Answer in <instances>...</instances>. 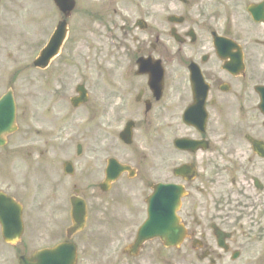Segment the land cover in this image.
Returning <instances> with one entry per match:
<instances>
[{
    "label": "flooded vegetation",
    "instance_id": "1",
    "mask_svg": "<svg viewBox=\"0 0 264 264\" xmlns=\"http://www.w3.org/2000/svg\"><path fill=\"white\" fill-rule=\"evenodd\" d=\"M82 1L94 8L90 51L107 72L106 116L121 122L97 128L96 157L74 162L73 177L63 173L65 162L42 164L52 219L43 248L66 240L67 227L61 237L55 221L70 219L72 196L85 200L90 220L103 221L99 229L136 228L152 186L162 182L155 179L159 162L171 155L165 183L186 192L179 215L187 237L173 250L175 264H264V0ZM188 141L200 150L177 146ZM110 159L133 169L134 179L123 175L129 183L121 193L114 194L116 184L101 192L96 182ZM76 176L73 195L58 198L66 178ZM81 179L84 191L77 189ZM89 226L88 219L72 241Z\"/></svg>",
    "mask_w": 264,
    "mask_h": 264
},
{
    "label": "rangeland",
    "instance_id": "2",
    "mask_svg": "<svg viewBox=\"0 0 264 264\" xmlns=\"http://www.w3.org/2000/svg\"><path fill=\"white\" fill-rule=\"evenodd\" d=\"M92 10V3L77 0L74 16L69 20L66 44L50 67L40 72L35 70L33 61L52 35L61 15L51 0H1L0 96L10 88L13 90L18 103L19 131L8 138L4 149H0V191L13 195L23 204L26 229L21 243L15 247L4 244L0 231V264H18L22 254L39 248L44 228L52 221L44 209L48 182L42 164L57 162L60 168L66 161L89 162L96 157L92 152L96 128L120 125V118L108 119L104 115L101 118L98 113L99 101L104 99L102 80L108 77L105 67H101V56L90 51ZM80 84L86 86L90 99L85 106L74 109L70 100ZM78 144L83 146L80 157L76 155ZM101 148L105 147L98 148V158L103 160L106 152ZM202 157L213 158L208 153H203ZM165 158L166 162H159L156 180H171V155ZM97 178L99 182L100 176ZM77 179V176L66 178V191L64 195L58 192L57 197L67 202ZM139 180L131 184L138 186ZM80 181L77 188L84 191L86 180ZM127 183L125 178L119 181L114 194L121 193ZM98 191L94 189L95 194L90 196L96 198ZM102 223L91 218L87 232L78 239L80 264H175L178 253L161 249L158 242L147 245L140 257L129 258L123 254V249L135 229L115 224L108 230L99 229ZM69 224L67 218L55 221V229L61 231V237ZM108 238L113 242H105ZM192 264L200 263L194 261Z\"/></svg>",
    "mask_w": 264,
    "mask_h": 264
},
{
    "label": "water",
    "instance_id": "3",
    "mask_svg": "<svg viewBox=\"0 0 264 264\" xmlns=\"http://www.w3.org/2000/svg\"><path fill=\"white\" fill-rule=\"evenodd\" d=\"M65 24H62L57 31L55 37L53 38L50 46L44 50L40 60L37 61V65L42 68L46 67L50 60L58 54L60 46L65 37ZM80 91V89H79ZM81 94L83 96V101L85 99V92L82 90ZM77 105V104H75ZM12 105L9 101L3 100L0 103V145L5 142L2 141V136L12 132L11 125L14 122L13 109L6 112V109L10 108ZM118 166L114 165L115 172L112 169L108 172V179L114 181L118 177ZM121 168H119L120 170ZM113 170V171H114ZM164 192L160 190L156 191L150 200L149 206V218L144 224L142 229L139 231L138 238L135 244V251H131L130 255H136L138 248L143 244L144 241L152 239L155 237L160 238L166 247L179 246L183 239V230L178 226L176 221L174 206L169 205L166 207L161 200H164ZM21 212L20 208L11 200L0 195V222L3 228V236L6 242L16 243L22 233V224L20 220ZM84 216H79L78 214L74 217V221L77 224L73 232L78 231L82 228V222H84ZM47 253L40 251L36 253L32 258L22 257L20 259V264H47V261H55V264H74L75 253L74 249L71 247H64L63 245L50 251L47 259L45 257ZM56 255V256H55ZM46 261V262H45Z\"/></svg>",
    "mask_w": 264,
    "mask_h": 264
}]
</instances>
